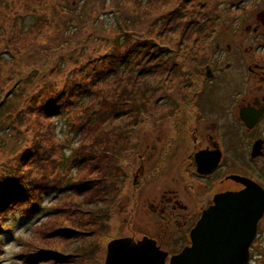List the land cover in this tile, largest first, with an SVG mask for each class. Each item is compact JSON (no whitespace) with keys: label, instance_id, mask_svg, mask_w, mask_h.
Wrapping results in <instances>:
<instances>
[{"label":"rangeland","instance_id":"rangeland-1","mask_svg":"<svg viewBox=\"0 0 264 264\" xmlns=\"http://www.w3.org/2000/svg\"><path fill=\"white\" fill-rule=\"evenodd\" d=\"M233 1L237 0H190L187 4L185 0H159L151 8H133L127 12V23H134L132 41L136 43L138 37H145L146 33L153 31L157 43L172 52L169 61L161 59L153 74L150 73L152 75L146 72V77L139 80L112 81L109 84V98L98 111L99 115L105 110L110 112L108 121L100 124L99 120L92 125H84L83 130L89 134H83L80 141L77 140L75 128L79 122L66 114L54 117L51 123L53 134L50 131L52 138L56 142H68L61 145L63 154L71 156L75 150L81 151L83 146L93 144L99 136V147L98 151L95 150L97 153L92 157L93 161L82 172L73 171L75 179L86 180L95 189L79 197H63H67L66 201L62 199L60 203L66 208L63 215L50 220L46 217L56 196L41 194L44 206L39 214L33 217L17 216L16 220H11L13 234L4 237L5 248L0 255V264L22 263L19 257L24 251L22 241L29 240L30 236L33 247L57 251L61 257L55 258L54 264H104L107 245L111 240L153 234L156 217L141 213L139 194L161 199L163 195L175 198V193H178L177 198L185 196L190 203L188 205L193 206L191 211L198 212V200L194 201L193 196L190 199L185 194V190L192 193L196 188L190 185V168L186 169L188 176L181 171L192 148V135L197 124L192 103L203 102L201 84L211 57L224 55L236 64L241 50L244 51L245 21L249 20L254 26V20L248 14L237 17L238 10L234 8ZM48 2L51 3L50 8L45 6ZM83 2L86 6L80 12L78 6ZM43 3V9L33 11L26 10L20 0H0L3 23H7L8 19L9 25L14 23L18 30L25 31L23 34H28V40L22 42L26 46V52L22 54L13 53L6 46L0 31V54L5 53L4 58L7 53L12 55L8 61L0 63V100L9 95L12 86L21 80L19 91L9 98L8 105L13 109L20 108L26 92L32 95L31 98L39 93H51L56 88L55 79L61 80L60 86L66 85L62 68L64 63L57 64V59L75 56L82 60V56L90 52L96 55L109 43L112 44L118 35L116 24L121 22V17L118 22L112 14L99 17L95 9L110 7L113 0H43ZM178 6L186 18H177ZM65 9L71 12L69 18L63 15L64 11L61 14L60 10ZM91 10L92 16L88 19ZM208 16L211 19L202 27L199 19L206 20ZM160 23L163 29H160ZM191 23L198 24L194 32ZM214 23H218V27ZM91 29L97 31L95 36H91ZM248 37L252 38V34ZM38 40L67 45L66 48H59V51L50 52L36 44ZM226 44L230 45V50ZM35 69L40 72L39 77L34 73ZM234 70L238 73L240 69H229ZM158 71L160 73L154 74ZM201 72L202 79L197 75ZM17 73L12 85L5 87L7 80ZM28 74H33V80L25 77ZM44 82L48 87L43 88ZM35 101L40 117L36 118L35 113L27 114L30 134L25 135L24 131L19 136V131H12V120L0 113V162L6 156L13 157L21 150L20 145L33 138L49 145V133L42 126L48 127L50 120L42 118L45 113L40 108L39 99ZM83 120L85 124L86 118ZM72 122L75 124L71 125ZM70 137L76 141L72 145H69L73 141L69 140ZM27 148L31 149V146ZM58 154H62L61 150ZM135 177L140 179L142 185L138 190L134 187ZM55 228H64L67 238L48 241L44 231Z\"/></svg>","mask_w":264,"mask_h":264},{"label":"trees","instance_id":"trees-1","mask_svg":"<svg viewBox=\"0 0 264 264\" xmlns=\"http://www.w3.org/2000/svg\"><path fill=\"white\" fill-rule=\"evenodd\" d=\"M20 1L24 3L26 10L36 11L38 8H44L43 0ZM52 1L53 0H51V2ZM189 1L190 0H185V3L187 4ZM120 2H122L121 6L119 5ZM155 2H159V0H113V4L110 7L95 8L96 14H98L99 17L112 14L114 20L117 22L121 17V22L116 24L118 27V35L112 40L114 44L109 43L103 50H96L98 51L96 55H92L94 52L87 53L82 56V60H79L75 56L72 58L63 56V58L57 59V64L61 62L64 63L62 68L65 74L64 81H66V85L60 86L61 80L55 79L54 84L56 88H54L51 93H39L34 96L35 98H31L32 95L26 92L23 94L24 99L20 108L16 107L13 109L8 103H10L9 98L15 95L14 92L19 91L21 87V80H18L12 86L9 95L7 94L5 98L0 100V113L2 112V114L12 120L14 128L12 131H19V136L23 134L24 131L25 135L30 134L29 125L26 123L27 114L32 115L35 113L36 118L40 117V114L36 111V98L39 99L40 108L45 113L42 118L50 120V123L47 124L48 127L41 125L44 130L47 129L49 133V145H46L42 140L40 141L39 139L33 138L25 145H20L21 150L13 154V157L6 156V158L1 159L0 250L3 246L4 234L10 233L13 230L12 219L16 220L17 216L33 217L39 214L40 204L43 199L41 194L47 197H51L52 195L56 196V200L53 202L55 205L52 203L50 208L48 207L49 212L46 218L50 220L53 217H61L63 215L62 213L66 208L62 207L60 203L66 201L67 198L63 199V197L66 195H75V197H79L95 189V186H91L86 180L75 179L73 171L76 169L78 172H82V169L87 168L88 164L93 161L94 158L92 157L96 155L97 152H95V150L98 151L99 147V136L93 144L86 147L83 146L81 151L75 150L71 156H68L63 154V149L61 148L62 144L68 142L64 140L56 142L52 138L50 133L51 131L53 134L51 123L54 122V117L56 116H63L65 114L71 116L75 121L79 122V125L75 128H77V140L80 141L83 134H89L87 131L83 130L84 125H92L99 120L100 124L108 121L110 112L105 110L99 115L98 111L105 105L104 102L106 99L109 98V92L111 90L109 84L112 81L119 83L139 80L141 77H146V72L152 75L158 63H161V59L169 61L168 59L172 52H170L168 48H164L157 43L156 39H154L155 33L153 31L146 33L145 37H138L137 42L134 43L131 38L134 30V23H127L125 19V17H128L127 12L133 8H151L152 4H155ZM45 6L50 8L51 3H45ZM85 6L86 4L84 2L83 5L78 6L81 8L80 12ZM60 11L61 14L64 11L63 15H65L66 18L70 17L71 12L69 9ZM176 12L178 19L186 18V14H183L180 6H178ZM91 16L92 10L87 16L88 19ZM210 19L211 17L209 16L206 20L199 19V22H201L200 25L204 27ZM67 20L70 21V19ZM3 22L4 21L0 17V31L3 33L1 36L6 46L13 53L21 52L24 54L26 52V46L25 43L22 44V42L28 40V34H23L25 31H22V29L18 30L14 23L9 25L8 23L10 22L8 19L7 23ZM197 25L198 24L191 23L193 32L196 31L195 27ZM214 25L218 27L219 24L214 23ZM159 26L160 29H163V24L160 23ZM201 28L200 31H202ZM90 34L91 36H95L97 31L95 30L94 32L91 29ZM35 36V38H37L38 34ZM36 44L50 52L59 51V48H66L67 45L65 43L58 44L57 41L50 43L49 40L47 42H39L38 40ZM3 54H0V63L3 61L6 62L12 58L11 53H7L5 58ZM53 70L54 69H50V71ZM34 73H37L36 76L39 77L40 72H38V69H35ZM158 73H160V71L154 74ZM53 74L54 73H52V75ZM16 75H18V73L8 79L4 86L9 88L12 85L11 82L17 79L15 77ZM201 76H203V74H200L199 77ZM25 77L33 80V74H28ZM45 87H48L47 82H44L43 88ZM84 117L86 118L85 124H83L85 122V120H83ZM20 118H22V120ZM73 124H75V122L71 123V125ZM48 128H50V130ZM37 133L41 134L39 131ZM69 140H73L69 145L76 142L75 138L70 137ZM28 146H31V149H28ZM59 150H61L62 154H58ZM82 150H84L85 153H83ZM74 181L75 183L73 184ZM57 201H60L58 205H56ZM44 233L48 235V241L51 239L61 240L67 238L64 228L47 229ZM30 238H32V236H30ZM30 238L29 240L25 239L22 241V248L24 251L19 256L22 259V263L19 262L18 264H54L55 258L60 259L61 256L57 255V251L53 249H39L33 247ZM27 243L28 245L26 246Z\"/></svg>","mask_w":264,"mask_h":264},{"label":"flooded vegetation","instance_id":"flooded-vegetation-1","mask_svg":"<svg viewBox=\"0 0 264 264\" xmlns=\"http://www.w3.org/2000/svg\"><path fill=\"white\" fill-rule=\"evenodd\" d=\"M234 4L237 17L248 14L254 20V26L245 21L244 51L241 50L236 64L224 55H213L206 64L205 80L201 84L203 102L198 101L200 106L192 103L197 124L192 148L181 171L187 175L186 169L190 168V185L196 188L192 193L185 190V194L198 200L199 210L191 211L193 206L188 205L185 196L177 198L178 193L175 198L163 195L161 199L139 194L141 213L155 215L157 223L152 235L131 238L154 240L159 250L167 253L165 264L192 245L191 232L203 212L215 204L217 195L245 190L242 179L255 182L264 191V0H237ZM250 33L252 38L248 37ZM226 46L230 50V45ZM231 68L240 70L229 71ZM199 166L206 173L200 172ZM137 179L135 189L142 186ZM246 264H264V211Z\"/></svg>","mask_w":264,"mask_h":264},{"label":"water","instance_id":"water-1","mask_svg":"<svg viewBox=\"0 0 264 264\" xmlns=\"http://www.w3.org/2000/svg\"><path fill=\"white\" fill-rule=\"evenodd\" d=\"M198 170L206 173L201 166ZM242 181L245 190L215 197V204L203 212L191 232L192 245L173 255L170 264L247 263L249 247L264 211V191L249 179ZM166 257L167 253L148 237L140 241L118 238L108 243L104 264H165Z\"/></svg>","mask_w":264,"mask_h":264}]
</instances>
